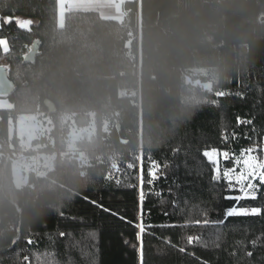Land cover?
<instances>
[{"label":"trees","instance_id":"obj_1","mask_svg":"<svg viewBox=\"0 0 264 264\" xmlns=\"http://www.w3.org/2000/svg\"><path fill=\"white\" fill-rule=\"evenodd\" d=\"M125 8V23L103 20L96 12H71L60 27L58 0H0V41L9 46L4 53L0 43V67L14 85L11 94L2 95L13 108L0 110V152L9 153L0 159V264H26L25 241L37 233L39 247L55 252L60 264H138V171L126 165L136 163L132 154L140 146V121L144 222L153 225L143 237L145 264H260L264 214L229 218L218 248L188 245L187 236L203 233L207 239L211 222L223 219L224 209L235 203L224 199L234 192L223 181H212L203 150L239 154L253 143L264 145V0H141V11L137 1ZM18 17L34 24L20 27ZM200 67L217 72L213 92L186 84V71ZM129 90L138 92L124 95ZM226 91L233 95L213 106L217 94ZM37 112L55 124L54 143L36 141L47 153L57 152L54 169L47 176L31 175L29 184L17 187L12 166L20 146L11 137L10 123ZM92 114L99 126L105 120L113 126L77 145L90 157L91 166L85 168L59 155L67 149L63 120L71 115L85 126ZM237 117L252 123L237 125ZM116 153L120 172L112 168ZM149 155L169 165L166 178L152 186L147 183ZM197 164L203 175L193 170ZM225 165L232 166L231 160ZM177 198L180 206L174 209ZM98 205L119 211L132 223ZM241 206H264V187L255 201H241ZM190 216L210 223L181 227ZM170 224L177 226L162 227ZM89 232L97 234L96 241L87 240ZM165 238L186 252L169 248L162 243ZM76 242L94 249L92 255L82 257ZM160 250L168 253L163 260ZM249 250L251 260L245 256Z\"/></svg>","mask_w":264,"mask_h":264},{"label":"snow or ice","instance_id":"obj_2","mask_svg":"<svg viewBox=\"0 0 264 264\" xmlns=\"http://www.w3.org/2000/svg\"><path fill=\"white\" fill-rule=\"evenodd\" d=\"M230 95H233L230 91L220 92L217 94V99L212 103L215 107L221 106V98H226ZM241 98H243V93L240 94ZM237 125L243 124H251L252 120H246L240 117H237ZM235 133L233 136L235 137ZM223 139H227L226 133L222 135ZM179 149H173V154L178 153ZM264 152V145H260L257 143H253L251 146L247 148H243L240 150L239 154L235 152H230L228 150L221 151L215 147L205 148L202 152L205 160L212 166V181L219 183L223 181L229 192H235V195H226L224 197L225 200L234 201L231 206H228L223 211V219H218L214 222H211L213 231L208 233V238L205 239L203 233L199 235H188L187 236V244L188 245H200L203 248H218L220 246L221 240L225 236V226L226 222L229 218L235 217H256L264 214V206H241V201L252 200L255 201L258 196V192L262 187H264V155L260 153ZM223 159L224 161L231 160V167H221L220 161ZM136 163L129 162L126 167L128 169L139 167V193H138V201H139V209H138V221L135 226L138 229L136 240L139 244V248L137 249V258L138 264H145V250H144V240L143 237L146 234V229H150L153 225L145 224L144 222V209L143 203L145 200V191H144V155L141 154L136 159ZM149 166H148V181L149 186L154 185V183L161 179L162 177L166 178L165 169L169 167L167 164H161L160 162L154 160L151 155L148 157ZM197 175H203V168L199 164H197L193 169ZM116 172L120 171V168L117 167L115 169ZM171 190V189H170ZM158 195L162 196V193H158ZM86 199V197H85ZM91 203L96 204V201H91ZM190 202L185 198L184 204L188 205ZM173 208H177L180 206L179 199H175L172 201ZM103 211L109 213L112 216L117 217L121 221L125 223H132L128 221L127 217L123 216L119 211H114L110 208H105L103 205H98ZM194 209L198 208V206L194 205ZM183 211V209H182ZM199 212L203 216H207V210L204 208H199ZM60 215H63V212H60ZM167 215V213H165ZM209 221L205 219L203 223L201 220L197 219L193 221L192 217H188L184 224L180 225L181 227H195V226H208ZM175 224L170 225H162V227H176ZM40 234H35L34 237L29 238L25 241V244L28 246L25 254L22 256V259L26 262V264H60V261L56 258L55 252H50L48 247L46 246L44 249L39 247V241L36 239ZM60 237H64L66 233L61 231L59 233ZM52 243L54 238L49 234L47 237ZM87 240L96 241L97 234L95 232H89L87 234ZM125 243H128L125 241ZM162 243L166 244L169 248H173L178 250L180 253H185L186 249L184 247H180L176 244H173L170 238H165ZM238 244L241 242H237ZM35 246V247H34ZM253 248L256 247V242H252ZM75 247L79 250V253L82 257L91 256L94 249L80 247L79 242H76ZM23 251V250H22ZM166 250H160L159 255L161 260L167 256ZM235 255V252L231 253ZM189 256H195V253H188ZM254 253L249 250L246 251L245 256L251 260ZM46 258V259H45ZM260 260V264H264V255L258 258ZM201 264H207L206 261H201ZM239 264V262H238ZM252 264H256V262H252Z\"/></svg>","mask_w":264,"mask_h":264},{"label":"rangeland","instance_id":"obj_3","mask_svg":"<svg viewBox=\"0 0 264 264\" xmlns=\"http://www.w3.org/2000/svg\"><path fill=\"white\" fill-rule=\"evenodd\" d=\"M20 27H28L33 21L24 19L21 17L15 18ZM65 16L62 12L59 13L58 24L60 27L64 26ZM134 35H132V39ZM137 40H140V34L137 35ZM1 48L4 53H7L9 50L8 42L6 40H1ZM219 81L218 74L215 70L209 68H193L186 71V84L194 89L200 91L213 92L217 83ZM190 91V90H189ZM189 91L187 93H189ZM193 94V91L190 93ZM195 97V95L193 96ZM139 102V100H138ZM12 103L6 99V97L0 95V110H9L12 109ZM63 122L68 126V132L64 136V142L67 145V150L70 151H79L81 156L78 159L80 164L85 168L91 166L90 157L87 155L88 152L81 150L77 145L83 140L89 142L93 141L98 135V130L102 129L104 131L111 132L113 124L111 120H105V123L99 126V123L96 122L95 116L91 115V122L85 126H79L76 124L74 117L71 115H66ZM55 129V124L51 116L46 115L44 112H37L32 114H26L20 116L16 121L10 123V133L12 138H16L19 141L20 152L17 153V158L13 162L12 170L14 175V181L17 187H23L27 184L28 176L24 172L28 169L37 168L43 169L40 172V176H47L54 169V160L57 157V152L47 153L45 151V146H41L36 143L43 138L51 139L55 141V138L51 137ZM139 143L140 146L136 154H132V158L135 160L138 156L143 154L142 149V136H141V121H140V132H139ZM1 150V147H0ZM14 150V149H13ZM61 152L59 155L62 158L64 157L65 152ZM14 153V152H12ZM3 154L0 152V159ZM77 155V153L75 152ZM31 156L30 163L26 162V158ZM120 156L116 153L111 156V161L113 163V169L119 167L121 160ZM67 159V158H65ZM221 167H225V161L221 159ZM231 167V166H227ZM121 169V167H119ZM135 168L131 169L133 171ZM121 171V170H120ZM119 171V172H120ZM137 171L139 175V167L137 166ZM86 171L83 170L82 174ZM116 172V171H115ZM237 193H233L235 195Z\"/></svg>","mask_w":264,"mask_h":264},{"label":"crops","instance_id":"obj_4","mask_svg":"<svg viewBox=\"0 0 264 264\" xmlns=\"http://www.w3.org/2000/svg\"><path fill=\"white\" fill-rule=\"evenodd\" d=\"M134 1L138 2L141 11V0H71L70 2L58 0V4L59 13L62 12L64 16L71 12H96L103 20L125 23L127 19L125 5Z\"/></svg>","mask_w":264,"mask_h":264},{"label":"built area","instance_id":"obj_5","mask_svg":"<svg viewBox=\"0 0 264 264\" xmlns=\"http://www.w3.org/2000/svg\"><path fill=\"white\" fill-rule=\"evenodd\" d=\"M66 1L67 2H70L71 0H66ZM138 91H139V89H138ZM138 91H130V90L129 91H125L124 92V95H126V96H134V95L137 94ZM75 152L77 153V155L75 154ZM80 156H81V154H80L79 151H70V150H67L65 152V154H64V157L67 158V159H78V158H80ZM30 158H31V156H28L26 158V162L27 163H30L31 162ZM41 171H43V169L37 168L36 166H35V168H31V169L26 170L24 172V174L28 176L27 184H29V177L31 175H35L36 177H38V176H40V172Z\"/></svg>","mask_w":264,"mask_h":264},{"label":"water","instance_id":"obj_6","mask_svg":"<svg viewBox=\"0 0 264 264\" xmlns=\"http://www.w3.org/2000/svg\"><path fill=\"white\" fill-rule=\"evenodd\" d=\"M14 91V85L5 68L0 67V95H9Z\"/></svg>","mask_w":264,"mask_h":264}]
</instances>
